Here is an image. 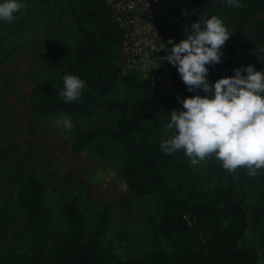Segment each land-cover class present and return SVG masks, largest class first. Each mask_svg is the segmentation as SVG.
<instances>
[{"label":"rangeland","instance_id":"obj_1","mask_svg":"<svg viewBox=\"0 0 264 264\" xmlns=\"http://www.w3.org/2000/svg\"><path fill=\"white\" fill-rule=\"evenodd\" d=\"M101 2L75 0L85 25L104 32L105 61L115 67L120 60L122 31L119 26L113 29L109 10ZM167 2L180 24L177 42L190 23L205 14L222 18L231 31L226 47H222L221 62L209 66L210 81L218 79L212 74L215 65L231 74L236 67L249 64L264 69V0L242 1L239 8L216 0ZM22 3L15 20L5 22L0 30V255L11 251L30 254L36 244H42L50 254L73 234L74 222L66 210L67 200L73 198L86 221L85 241L97 240L125 260L154 250H173L160 229L163 203L159 192L135 194L129 189L124 168L131 157L123 144L101 134L80 151L73 148L77 135L94 125L115 128L118 111L98 108L90 115L36 113L33 100L44 98V85L57 83L82 33L67 0ZM250 7L254 14L243 22L245 9ZM172 74V66L169 74H163L154 62L147 61L129 77L119 78L115 98L146 97L161 118H170L173 109L182 108L180 98L187 97ZM196 91L203 95L201 89L192 95ZM60 115L70 116L75 127L70 131L58 128L54 121ZM167 135L166 125L161 126L159 136ZM189 166L192 177L182 195L187 200L185 209L195 215L189 220L190 227L184 228L185 237L206 254L225 232L236 233L237 247L254 250L256 264H264V218L259 223L251 217L252 206L264 204L261 181L248 176L244 168L232 172V201L248 206L249 221L241 228L240 217L227 211L211 216L200 213L207 203L216 206V192L228 183L225 176L208 167L207 160L198 165L189 161ZM33 173L46 182L44 203L50 220L43 223L28 222L26 183ZM204 195L212 200H201ZM217 206L224 207L221 203ZM173 224L185 226L182 219ZM173 235L181 236L174 231Z\"/></svg>","mask_w":264,"mask_h":264},{"label":"trees","instance_id":"obj_2","mask_svg":"<svg viewBox=\"0 0 264 264\" xmlns=\"http://www.w3.org/2000/svg\"><path fill=\"white\" fill-rule=\"evenodd\" d=\"M67 1L73 19L82 33V39L74 47V55L60 73L57 83L44 85L41 88L44 98L33 100L35 111L37 114L73 112L90 115L98 108L117 110L115 128L106 129L103 126L94 125L77 135L73 148L80 151L101 134L119 140L131 157L124 168L130 191L135 194L159 192L163 203L160 229L163 237L174 249L154 250L134 260H125L109 246L97 240L85 241L86 221L78 200L73 198L67 200L66 203L67 213L74 222V230L70 238L62 242L50 254L45 251L42 244H36L30 254L18 251L3 253L0 255V264H256L254 250L237 247L238 235L236 233L225 232L213 242L210 251L206 254L198 252L190 240L185 237L184 228L190 227L189 220L195 215L192 211L185 209L187 200L182 195L192 177L189 158L183 154L182 150L171 155L161 150L160 141L164 138L159 136V131L161 126L167 125L169 118H161L146 97L115 98L119 93V78H127L133 72L122 75L120 60L115 67L107 64L104 32L87 27L78 12L75 0ZM101 3L109 10L105 1ZM216 3H224V0H216ZM109 13L111 15L110 10ZM173 13L175 14L174 11ZM253 14L252 7L246 8L242 21H247ZM111 21L113 29L116 30L117 23L113 18ZM5 22L0 21V30ZM226 45L227 43L223 47ZM172 71L174 82L185 90L187 96L192 95L193 92L189 91L182 81L176 66L172 65ZM65 74H77L85 80L86 87L79 101L66 103L59 95V88L63 87ZM212 74L215 78L234 75L218 65L214 66ZM201 91L203 92L202 89ZM207 163L208 167L218 175L225 176L228 184L216 192V206L207 203L206 208H202L200 213L211 216L213 212L221 214L227 211L233 216H239L240 226L245 228L249 221L248 206L232 201L235 183L232 172L223 169L214 158L208 159ZM250 177L258 178L264 185V169L260 170L258 175ZM26 186L25 202L29 212L28 222L49 221L50 214L44 203L46 182L33 173L28 177ZM201 200L209 201L212 198L204 195ZM220 203L224 205L223 208L217 206ZM185 215L190 216L189 220ZM251 217L261 223L264 218V204H254ZM178 219H182L185 226L173 224ZM173 231L181 235L180 238H175Z\"/></svg>","mask_w":264,"mask_h":264},{"label":"clouds","instance_id":"obj_3","mask_svg":"<svg viewBox=\"0 0 264 264\" xmlns=\"http://www.w3.org/2000/svg\"><path fill=\"white\" fill-rule=\"evenodd\" d=\"M224 3L242 7L241 0ZM22 7V0H0V21L13 22ZM231 34L222 18L205 14L190 23L178 42L170 38L158 49L166 50L160 61L177 67L189 91L205 93L180 98L182 108L169 113L170 134L160 141V148L169 155L182 150L191 165L214 158L229 172L244 168L248 176H256L264 169V69L249 64L214 82L208 78L209 66L221 62L222 47ZM85 87L77 74H65L59 95L66 103L79 101ZM54 123L65 131L75 127L67 115Z\"/></svg>","mask_w":264,"mask_h":264},{"label":"built area","instance_id":"obj_4","mask_svg":"<svg viewBox=\"0 0 264 264\" xmlns=\"http://www.w3.org/2000/svg\"><path fill=\"white\" fill-rule=\"evenodd\" d=\"M113 20L122 31L120 72L126 75L154 62L161 73L169 74L172 64L166 55L168 40L177 42L180 24L167 0H104ZM189 220V215H185Z\"/></svg>","mask_w":264,"mask_h":264}]
</instances>
